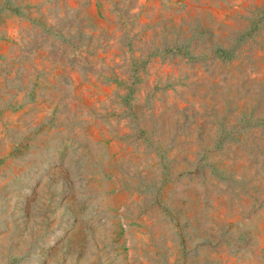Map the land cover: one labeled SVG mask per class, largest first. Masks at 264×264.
I'll use <instances>...</instances> for the list:
<instances>
[{"label":"rangeland","instance_id":"374dc122","mask_svg":"<svg viewBox=\"0 0 264 264\" xmlns=\"http://www.w3.org/2000/svg\"><path fill=\"white\" fill-rule=\"evenodd\" d=\"M0 264H264V0H0Z\"/></svg>","mask_w":264,"mask_h":264}]
</instances>
